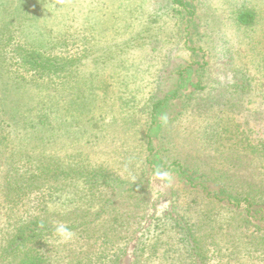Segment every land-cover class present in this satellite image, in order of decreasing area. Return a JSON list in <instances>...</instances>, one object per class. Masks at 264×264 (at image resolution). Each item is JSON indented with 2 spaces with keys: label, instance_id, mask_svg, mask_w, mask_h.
Wrapping results in <instances>:
<instances>
[{
  "label": "rangeland",
  "instance_id": "1",
  "mask_svg": "<svg viewBox=\"0 0 264 264\" xmlns=\"http://www.w3.org/2000/svg\"><path fill=\"white\" fill-rule=\"evenodd\" d=\"M182 2L193 16L171 0L0 4V182L11 164L52 174L7 200L0 183V246L50 216L84 228L32 243L61 247L60 264H264V238L232 207L144 171L149 142L157 163L264 193V0ZM35 50L46 68L26 63ZM99 169L93 184L77 177Z\"/></svg>",
  "mask_w": 264,
  "mask_h": 264
},
{
  "label": "trees",
  "instance_id": "2",
  "mask_svg": "<svg viewBox=\"0 0 264 264\" xmlns=\"http://www.w3.org/2000/svg\"><path fill=\"white\" fill-rule=\"evenodd\" d=\"M8 0H0V4L7 3ZM172 3H178L179 6L182 7V11L186 15L193 16V8L190 3L182 2V0H171ZM16 6V5H15ZM17 7V6H16ZM20 8H23L20 6ZM17 9V8H16ZM15 10V8H14ZM3 10H0L2 12ZM9 16L15 18L17 16L16 13L10 11L9 8ZM9 17V18H10ZM237 22L242 26H250L254 24V15L251 11H239L236 16ZM12 34L8 35L9 37ZM191 52L194 53V50L191 49ZM32 60L30 62H26L30 66H43L46 68L44 62L47 61L48 58L44 56V52L40 54L38 50H35L34 55L32 53L28 54ZM27 65V66H28ZM182 82L179 84V87H183V79L179 78V81ZM185 82V81H184ZM198 84V82H197ZM175 92V91H174ZM171 91V94L174 93ZM172 97H174L172 95ZM149 143V142H148ZM147 143V156L145 160V164L148 165L144 171H146V175H154L156 176L157 171L167 172L169 175L178 174L177 178L182 181L186 186L191 188H198L202 193L204 192L207 197L212 196L213 200H218L219 202H223L224 204L232 207V210L236 212L241 222L244 224V227H249L253 230L254 233H257L259 237L264 238V193L261 191H246L242 189H238L235 187H229L227 184L221 183L217 178L210 176L207 172L202 171L198 167L190 166V164L183 160H167L156 162V158H152V150L150 145ZM261 148L264 146H260ZM258 148V147H257ZM49 170V168L47 169ZM50 171V170H49ZM52 171V170H51ZM98 171V172H97ZM100 171L103 170H90L86 172H81L77 170V177L80 176L86 177L84 180H80V182L93 184V179L97 177L96 175H101ZM46 172V173H45ZM42 173H38L37 178L33 179V174L31 171L22 170V167L15 164H11L7 174H5L4 179L1 180L0 183L2 185V196L4 200H7V197H11L12 195H17L18 192H25L26 190H31L38 188V186L43 185L39 183H35V179L40 181H48L51 178V172L45 171ZM147 175V176H148ZM157 177V176H156ZM171 177V176H170ZM213 177V178H212ZM159 178V177H158ZM52 179V178H51ZM52 183V182H51ZM67 187H63L62 191H72L78 189L79 184L74 182H68ZM61 188V187H60ZM39 190V189H38ZM61 192V191H60ZM61 197V195H60ZM171 217L177 219L178 217H174L172 212H170ZM10 223V217H7ZM180 219V218H179ZM178 220V219H177ZM181 220V219H180ZM77 221V220H72ZM7 225L9 223H6ZM74 223L70 222L67 227L71 230L72 233L75 234V238L79 241L84 237V228L83 224L73 225ZM54 225L53 221L50 219V216H46L41 220L40 217L32 218L29 222H25L20 226V228L10 229V232L13 234L9 235V237H5L3 243L0 246V264H53L54 261L56 264L61 263V258L63 253H60V248L55 249L56 256L46 255L41 250H38L33 244L36 239L40 236L44 240V233L46 232L50 235V237L54 236ZM254 228V229H253ZM45 231V232H44ZM187 239V236H186ZM188 243H191L190 237L188 236ZM7 240V241H6ZM33 243V244H32ZM54 244H51L47 247L52 248ZM61 246V244H60ZM192 247V246H191ZM193 248L190 250L192 251ZM113 264H118V260L114 259L112 261ZM199 264V263H197Z\"/></svg>",
  "mask_w": 264,
  "mask_h": 264
},
{
  "label": "clouds",
  "instance_id": "3",
  "mask_svg": "<svg viewBox=\"0 0 264 264\" xmlns=\"http://www.w3.org/2000/svg\"><path fill=\"white\" fill-rule=\"evenodd\" d=\"M156 176L163 180H170L171 177L169 173L167 172H161L157 171ZM54 234L60 239V240H68L72 237L71 230L63 223H57L54 227Z\"/></svg>",
  "mask_w": 264,
  "mask_h": 264
}]
</instances>
